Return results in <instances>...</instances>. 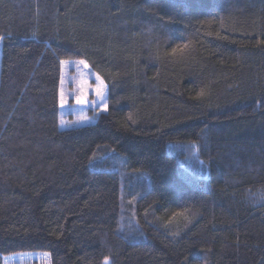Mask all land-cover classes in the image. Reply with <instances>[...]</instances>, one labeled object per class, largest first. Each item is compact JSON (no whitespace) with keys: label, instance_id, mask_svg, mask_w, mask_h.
<instances>
[{"label":"trees","instance_id":"obj_1","mask_svg":"<svg viewBox=\"0 0 264 264\" xmlns=\"http://www.w3.org/2000/svg\"><path fill=\"white\" fill-rule=\"evenodd\" d=\"M0 36V264H264V0H0ZM70 59L108 109L61 129Z\"/></svg>","mask_w":264,"mask_h":264},{"label":"rangeland","instance_id":"obj_2","mask_svg":"<svg viewBox=\"0 0 264 264\" xmlns=\"http://www.w3.org/2000/svg\"><path fill=\"white\" fill-rule=\"evenodd\" d=\"M1 42L0 41V68H1ZM67 64L61 63V77L59 87V128L66 129L76 126L94 123L101 112H105L102 107L103 102H98L96 106H92L90 101L96 99L94 94L95 86L99 83L97 77L103 80L97 73H95L89 66L88 62L83 59H70ZM78 61H85L87 67L83 64L77 65ZM62 62V61H61ZM61 78L64 83L61 86ZM104 84L107 86L105 81ZM61 87L68 104L63 108L60 107V92ZM81 88L88 90L87 100L89 103L76 104L75 96ZM105 99L108 104V89L106 90ZM107 111V110H106ZM87 117V119H82ZM65 123L62 125L61 121ZM75 122V123H74ZM184 147V146H183ZM181 147V148H183ZM176 150L179 148L175 147ZM183 151L187 153L186 162L192 167L191 172L198 174L201 177L207 175V168L205 162L199 157L198 147L194 144H188ZM121 157V156H120ZM122 158V157H121ZM124 159V158H122ZM194 167V168H193ZM3 264H51L50 254L43 251H22L6 254L3 256Z\"/></svg>","mask_w":264,"mask_h":264},{"label":"snow or ice","instance_id":"obj_3","mask_svg":"<svg viewBox=\"0 0 264 264\" xmlns=\"http://www.w3.org/2000/svg\"><path fill=\"white\" fill-rule=\"evenodd\" d=\"M5 38H6L5 36H0V41L4 40ZM173 51L175 52V49ZM61 63L67 64L69 62L68 61H62ZM80 64H83L84 67H87V64L85 61H78L77 65L79 66ZM97 80H99V83L95 86V89H94V94H95L96 99L91 100L90 103L92 106H96L98 104V102H103L102 107L106 111L108 109V104H107V101L105 99L107 86L104 84L103 80H101L99 77H97ZM63 83H64V80H63V78H61V86H63ZM201 94H203V92ZM87 95H88V90L86 88H81L75 96V103L76 104L89 103V101L87 100ZM67 104H68V100L65 97L63 87H61L60 107L63 108ZM82 119L86 120L87 117H84ZM64 123L65 122L62 120L61 124L63 125ZM176 215H183V213H176ZM173 235H178V233H173ZM106 264H107V261H106Z\"/></svg>","mask_w":264,"mask_h":264}]
</instances>
